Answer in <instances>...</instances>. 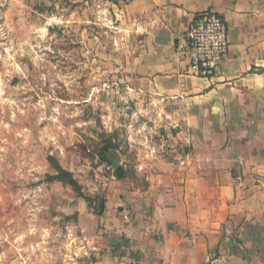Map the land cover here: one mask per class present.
Returning <instances> with one entry per match:
<instances>
[{"label": "crops", "instance_id": "0c3cea01", "mask_svg": "<svg viewBox=\"0 0 264 264\" xmlns=\"http://www.w3.org/2000/svg\"><path fill=\"white\" fill-rule=\"evenodd\" d=\"M203 12L230 39L208 78L179 50ZM116 17L117 71L177 136L109 186L102 214L79 212L93 264H264V0H130Z\"/></svg>", "mask_w": 264, "mask_h": 264}, {"label": "rangeland", "instance_id": "374dc122", "mask_svg": "<svg viewBox=\"0 0 264 264\" xmlns=\"http://www.w3.org/2000/svg\"><path fill=\"white\" fill-rule=\"evenodd\" d=\"M128 1L0 0V264H93L79 212L106 209L109 186L139 180L177 136L163 104L117 71Z\"/></svg>", "mask_w": 264, "mask_h": 264}, {"label": "built area", "instance_id": "2783aa9c", "mask_svg": "<svg viewBox=\"0 0 264 264\" xmlns=\"http://www.w3.org/2000/svg\"><path fill=\"white\" fill-rule=\"evenodd\" d=\"M228 26L216 13L196 15L189 27L185 42L179 50L186 52L192 69L201 77L213 76L221 69L230 52ZM108 171L112 168L107 166Z\"/></svg>", "mask_w": 264, "mask_h": 264}, {"label": "trees", "instance_id": "16d2710c", "mask_svg": "<svg viewBox=\"0 0 264 264\" xmlns=\"http://www.w3.org/2000/svg\"><path fill=\"white\" fill-rule=\"evenodd\" d=\"M116 146L112 143V142H108L107 146L104 148V152H109L113 149H115ZM103 159H105V157H103ZM50 163L53 164L56 172H57V176L56 179L59 182H63L64 184H67L71 187H73L81 196H83L82 191H81V186L79 185V183L76 181V179L73 177L72 173L67 172L65 169H63L60 165H58L57 163L54 162L53 159H49ZM124 170L121 168H118L116 170L115 173V177L118 180H121L124 178ZM87 202H90V204L92 203L91 200L86 199ZM96 213L98 214H102L104 209H94Z\"/></svg>", "mask_w": 264, "mask_h": 264}, {"label": "water", "instance_id": "95a60500", "mask_svg": "<svg viewBox=\"0 0 264 264\" xmlns=\"http://www.w3.org/2000/svg\"><path fill=\"white\" fill-rule=\"evenodd\" d=\"M52 30L58 32L59 34H61V32L59 30V27H57L55 25L52 27Z\"/></svg>", "mask_w": 264, "mask_h": 264}, {"label": "bare ground", "instance_id": "6f19581e", "mask_svg": "<svg viewBox=\"0 0 264 264\" xmlns=\"http://www.w3.org/2000/svg\"><path fill=\"white\" fill-rule=\"evenodd\" d=\"M53 22V21H52Z\"/></svg>", "mask_w": 264, "mask_h": 264}]
</instances>
